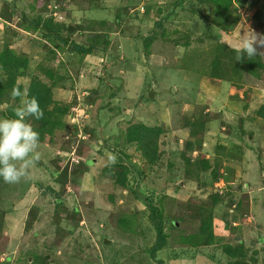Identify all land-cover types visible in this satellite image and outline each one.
I'll use <instances>...</instances> for the list:
<instances>
[{"label": "rangeland", "instance_id": "obj_1", "mask_svg": "<svg viewBox=\"0 0 264 264\" xmlns=\"http://www.w3.org/2000/svg\"><path fill=\"white\" fill-rule=\"evenodd\" d=\"M206 1L0 0V52L28 59L23 98L39 78L68 109L31 178H0V264H264V74L226 50L213 73L221 45L264 33V0ZM20 100L5 92L0 118ZM137 123L161 129L153 164L126 140ZM144 198L167 234L155 256Z\"/></svg>", "mask_w": 264, "mask_h": 264}, {"label": "trees", "instance_id": "obj_2", "mask_svg": "<svg viewBox=\"0 0 264 264\" xmlns=\"http://www.w3.org/2000/svg\"><path fill=\"white\" fill-rule=\"evenodd\" d=\"M211 4H214L216 8H219L224 6V8L227 10L229 9V3L223 4V1L225 3L228 0H209ZM208 2V1H206ZM208 2V3H210ZM229 2V1H228ZM223 4V5H222ZM50 21L46 22L44 24L45 29L49 31L58 30L54 25V17L51 15ZM53 22H52V21ZM38 23L41 25L43 21L39 20ZM47 35V34H46ZM50 35V33L48 34ZM151 37V36H150ZM150 37H147L145 39V44L148 46ZM75 48L81 51L89 52L90 48L86 49L82 46L75 44ZM225 50L231 57V62L233 67H238L243 71V73H250L254 76H261L264 74V61L262 58L253 57L251 59H248L245 57L241 61L235 60V52L232 51L230 48H227L226 45H221L219 49V56L214 60V72L216 73L214 77H222L221 72V64L224 63L223 54L225 53ZM223 53V54H222ZM27 61L28 59H21L18 57L13 50L10 48H5L3 51L0 52V69L4 73H0V98L4 95L5 92L10 91L12 92L14 87H19V89L22 92V85L17 82L18 75L20 73V70L22 68L27 67ZM52 87L49 86L47 83L41 81L39 78H35L31 81L30 86L28 88V93L26 98H32L35 97L40 105V108L43 111V118L42 119H35L33 118L32 126L34 130H36L39 133V141L43 142L46 140L47 136L52 135L55 132L56 128L64 127L65 123L63 120V116L67 113V110L65 107H59L57 103H55L53 99V93H52ZM54 107L51 109V105ZM13 108H8V116H13ZM264 106H262L261 111H259L262 115H264ZM32 118V117H31ZM161 129L156 126H149L144 123H137L132 124L129 126L126 132V140L129 143H136L137 148L141 152L143 158L149 163L153 164L157 158L160 156L159 154V135H160ZM86 169L83 171L85 172ZM117 174L116 180L117 183L121 186L127 185V172L126 171H115ZM146 201L147 207L150 211V218L154 225V228L157 233V238L152 246L150 252L153 256L163 249L167 245V234L164 229V220H163V214L160 208H158L156 205L153 204V202L148 201L146 198H144ZM61 199H57V204H60ZM236 256V254L234 255Z\"/></svg>", "mask_w": 264, "mask_h": 264}, {"label": "clouds", "instance_id": "obj_3", "mask_svg": "<svg viewBox=\"0 0 264 264\" xmlns=\"http://www.w3.org/2000/svg\"><path fill=\"white\" fill-rule=\"evenodd\" d=\"M228 47L235 52L236 61L257 56L264 59V33L250 29ZM11 95L14 98L21 97V100L12 109V117L0 118V178L5 183L16 184L31 178L30 169L41 158L37 151L39 133L28 122V118L42 119L43 111L35 97L23 98L19 87H14ZM116 163L117 156L107 154V166Z\"/></svg>", "mask_w": 264, "mask_h": 264}, {"label": "built area", "instance_id": "obj_4", "mask_svg": "<svg viewBox=\"0 0 264 264\" xmlns=\"http://www.w3.org/2000/svg\"><path fill=\"white\" fill-rule=\"evenodd\" d=\"M50 9H51V14L50 15H52L55 18V20H57V18L63 16L61 14V12H60V6L58 4H54V6L50 7Z\"/></svg>", "mask_w": 264, "mask_h": 264}, {"label": "crops", "instance_id": "obj_5", "mask_svg": "<svg viewBox=\"0 0 264 264\" xmlns=\"http://www.w3.org/2000/svg\"><path fill=\"white\" fill-rule=\"evenodd\" d=\"M92 161V160H91ZM85 172H88V171H85Z\"/></svg>", "mask_w": 264, "mask_h": 264}]
</instances>
